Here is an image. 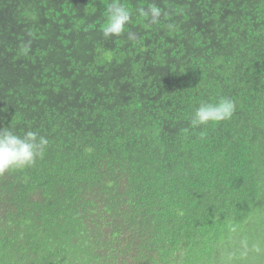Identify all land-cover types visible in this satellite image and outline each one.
I'll use <instances>...</instances> for the list:
<instances>
[{
    "label": "trees",
    "instance_id": "1",
    "mask_svg": "<svg viewBox=\"0 0 264 264\" xmlns=\"http://www.w3.org/2000/svg\"><path fill=\"white\" fill-rule=\"evenodd\" d=\"M74 3L86 21L79 40L66 36L55 67L33 65L23 49L8 55L16 35L3 24L19 15L0 4L10 19L0 20V127L49 141L35 164L0 175V264H22L14 247L27 237L43 249L29 264H197L217 255L233 264L243 243L235 257L225 244L250 238V225L264 229V0H162L159 22L134 15L144 31L124 35L143 41V74L135 71L143 57L103 36L111 0ZM47 9L30 12L44 31L27 38L34 54L51 56L45 37L62 44L69 23L58 7L46 23ZM41 65L49 68L39 87ZM13 67L25 96L5 89ZM222 97L236 104L231 119L193 128L200 103Z\"/></svg>",
    "mask_w": 264,
    "mask_h": 264
},
{
    "label": "rangeland",
    "instance_id": "2",
    "mask_svg": "<svg viewBox=\"0 0 264 264\" xmlns=\"http://www.w3.org/2000/svg\"><path fill=\"white\" fill-rule=\"evenodd\" d=\"M81 1V0H77ZM132 2H135L140 7L149 5L145 4L146 2L150 0H131ZM158 7L162 9V12L164 9L162 8V0H153ZM172 1L173 4L177 0H168ZM120 3L125 4L124 1H120ZM0 4L5 5H15L16 11L19 15V18L16 19V22H13L12 24L4 23L3 26L9 31H13L16 35L15 37L12 36V41L10 45V52L8 55H15V60L19 59L18 55L20 54V50L23 49V55L25 58H27L28 61H33V65H36L37 61H43V60H49L52 63V66H56L55 57H53V53L56 51H63L65 42H66V36L70 35L76 40H79L77 35L78 33L82 32L84 23L86 21V14L83 10H75L76 4L74 3V0H0ZM43 6L48 7L47 9V20L46 23H49L51 20V17L54 13V7H58L60 12L65 16V21L69 23V30L60 29V34L63 35L62 44L58 47L55 43L52 35H48L45 37V39L49 42V50L51 53V56H44L42 54H34V48L31 47V40L27 38V31L29 33H35L40 30V32L44 31V28L41 27L39 21L36 18L29 17V14L31 11L35 9H41ZM80 8H84L83 4L79 5ZM146 8V9H147ZM169 11H171V8H168ZM174 11V9H173ZM6 10L0 9V20H9L8 16H6ZM69 15V17H68ZM152 24V23H151ZM26 29V30H25ZM75 33V34H74ZM1 36V35H0ZM36 36V34H34ZM48 69L49 67L41 65L40 68H37V74L35 75V81L38 84L39 87L43 84V76L40 74L41 69ZM51 67V66H50ZM18 67H13V75L14 78L11 77V81H8V85L5 86V89L8 90L10 87L12 89V92L16 94L17 91H20L23 93V96L27 95L28 90H26V86L16 77V72L18 71ZM1 92V91H0ZM31 231H36L37 229L35 226H28ZM38 230V232H40ZM248 233H250V238L246 239L243 238L242 242L238 240H230L232 248L227 246L225 244L224 251L227 252V254H233V257L237 256V253H234L236 251V247L234 245L236 243H243L238 260H234L233 264H264V229L262 227H258V225H250V227L247 230ZM28 236V235H27ZM35 243V240L33 242H30V240L27 237V240L24 238H21L20 242H18L14 247V257L15 260L18 261V257L21 260L22 264H29L32 262V255L34 254V250L30 249L29 245ZM248 247H247V245ZM233 251V252H231ZM207 253L205 254V256ZM185 258H190V255L186 253V256H183ZM230 257V256H228ZM233 257H230L229 260H232ZM215 262L213 263L210 259H207L205 257L199 256L195 257V261L197 264H215L216 262L218 264H227L228 260L227 257H222L223 260H221V256L217 255ZM218 259V260H217ZM226 260V261H225ZM193 261V260H192ZM231 262V261H229ZM189 264V263H188Z\"/></svg>",
    "mask_w": 264,
    "mask_h": 264
},
{
    "label": "clouds",
    "instance_id": "3",
    "mask_svg": "<svg viewBox=\"0 0 264 264\" xmlns=\"http://www.w3.org/2000/svg\"><path fill=\"white\" fill-rule=\"evenodd\" d=\"M128 1L130 2L131 0ZM132 4L126 7L120 3L119 0H111V3H109L106 8V23L103 26L102 32L105 39L121 40L117 48L118 50H123L125 55H128L129 58L143 57L139 66L135 69L137 73L143 74L147 71L143 55V41L141 37L131 32H127V34L124 35L126 32L125 30L129 27L144 31V28L139 26L133 18L134 15H139L154 24L159 22L160 17L164 15V13L156 4L149 5L147 9L143 7L137 9L136 7V11L133 12L131 10ZM172 27L173 25H168L169 29ZM126 36H128V38L122 40L126 38ZM52 37L59 47L61 45L59 37L54 35ZM132 42H136L138 45L134 47ZM126 49L132 50L126 51ZM58 52L60 51L54 52L53 57H55ZM103 62L104 65H106L104 57ZM129 66H131V64H129ZM149 66L151 67L150 60ZM105 73L108 76L106 67ZM235 109L236 104L234 100L228 97H222L214 103L201 102L192 115L190 121L191 126L196 128L201 125H207L209 122L216 123L229 120L233 116ZM48 143L47 137L40 135L37 131L27 130L23 134H17L10 127H0V175L12 170L32 166L35 164L37 158L43 157ZM232 230L235 231L234 228ZM43 233L44 231H42V237ZM30 242H33L32 238H30ZM29 247L34 250V255L43 250L37 243H34V245L31 243Z\"/></svg>",
    "mask_w": 264,
    "mask_h": 264
}]
</instances>
